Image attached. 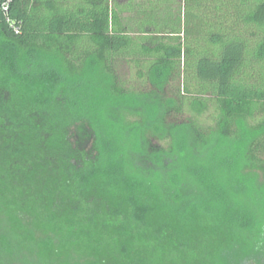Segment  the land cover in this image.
<instances>
[{
    "label": "trees",
    "instance_id": "1",
    "mask_svg": "<svg viewBox=\"0 0 264 264\" xmlns=\"http://www.w3.org/2000/svg\"><path fill=\"white\" fill-rule=\"evenodd\" d=\"M3 2L0 264H264V0Z\"/></svg>",
    "mask_w": 264,
    "mask_h": 264
},
{
    "label": "rangeland",
    "instance_id": "2",
    "mask_svg": "<svg viewBox=\"0 0 264 264\" xmlns=\"http://www.w3.org/2000/svg\"><path fill=\"white\" fill-rule=\"evenodd\" d=\"M127 117H128V119H135L136 118L135 115L129 114V113H127ZM151 138L152 139L150 141H151L152 145H160V142L163 140V138H161L159 136L158 137H151ZM257 171H258V181L264 183V173L258 169H257Z\"/></svg>",
    "mask_w": 264,
    "mask_h": 264
},
{
    "label": "built area",
    "instance_id": "3",
    "mask_svg": "<svg viewBox=\"0 0 264 264\" xmlns=\"http://www.w3.org/2000/svg\"><path fill=\"white\" fill-rule=\"evenodd\" d=\"M10 2H11V0H4V2H3V8L5 9L6 12L9 11V5H10ZM11 25H12V27L15 28V30L18 29V28L15 26L14 23H11Z\"/></svg>",
    "mask_w": 264,
    "mask_h": 264
}]
</instances>
